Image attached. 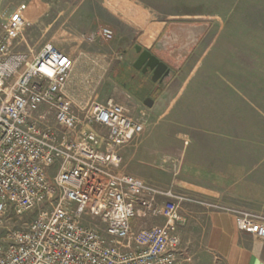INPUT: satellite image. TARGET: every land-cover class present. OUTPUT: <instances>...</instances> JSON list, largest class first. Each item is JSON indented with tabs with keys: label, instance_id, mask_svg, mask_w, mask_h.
I'll list each match as a JSON object with an SVG mask.
<instances>
[{
	"label": "built area",
	"instance_id": "obj_1",
	"mask_svg": "<svg viewBox=\"0 0 264 264\" xmlns=\"http://www.w3.org/2000/svg\"><path fill=\"white\" fill-rule=\"evenodd\" d=\"M25 26L16 11L0 26V264H184L176 228L195 201L122 171L143 123L111 99L76 109L72 57L51 43L14 50ZM236 225L264 239L256 215L238 212Z\"/></svg>",
	"mask_w": 264,
	"mask_h": 264
},
{
	"label": "rangeland",
	"instance_id": "obj_2",
	"mask_svg": "<svg viewBox=\"0 0 264 264\" xmlns=\"http://www.w3.org/2000/svg\"><path fill=\"white\" fill-rule=\"evenodd\" d=\"M124 1L138 6L142 23L164 26L154 42L144 40L149 34L138 27L140 22L131 27L119 19L113 6L118 0H0V26L4 15L20 12L26 26L22 38L13 42L14 50L36 54L51 43L86 61L73 70L72 102L77 109L111 99L143 123L141 137L124 149L133 154L129 166L145 181L170 184L185 194L179 185L187 179L185 159L189 164L230 160V170H260L255 167L264 161V67L259 65L264 57V0ZM104 27L113 31L112 40L98 35ZM139 47L159 54L172 70L149 96L152 108L143 105L148 93L133 98L119 86L121 72L137 75L129 65ZM151 86L146 84L147 91ZM125 163L122 159V167ZM251 187L258 190L260 185ZM255 198L230 200V206L254 208L259 204ZM195 202L183 211L193 210ZM251 214L264 221L263 215ZM181 215L177 235L194 239L192 218Z\"/></svg>",
	"mask_w": 264,
	"mask_h": 264
},
{
	"label": "crops",
	"instance_id": "obj_3",
	"mask_svg": "<svg viewBox=\"0 0 264 264\" xmlns=\"http://www.w3.org/2000/svg\"><path fill=\"white\" fill-rule=\"evenodd\" d=\"M118 1L113 6L119 19L131 27L136 24L139 25L140 22L141 25L138 27L142 29L146 27L147 31L145 33L149 34L144 37V40L154 42L164 26L158 23H152L151 26L150 23H142V19H145V17L138 6L124 0ZM67 54L72 57L74 64L66 86V96L73 101L71 90V85L74 84L73 70L79 63H86V61L79 57L75 58L70 52ZM259 65L264 67V57L261 58ZM212 110L211 108L210 111ZM261 119L264 121V114ZM132 157L133 154L128 153L127 149L121 151V158L126 162L122 167V171L145 181L138 172L134 171V168L129 166ZM183 163L186 170L184 175L187 179L184 183H179L182 189L186 191L185 194L181 195H186L185 197L193 201L214 203V206L212 205L214 208L208 207L210 205L191 203L196 206L193 210L187 211H183V207L190 204V202L181 204V212H185L192 218V226L196 230L194 239H180L183 255L187 258L184 264H264V239L240 232L236 225V214L238 212H251L264 216V161L258 163L255 168L260 170L255 173L250 171L249 166L239 167L234 171L230 170V160L214 164L205 161L189 164L185 159ZM194 168L195 170H192ZM188 181L195 183V187L188 184ZM145 182L164 190L170 189L176 193L174 189H171L170 184L160 186L156 185L160 183L158 181L156 183ZM162 183L165 184V182ZM256 184L260 185V188L252 190L251 185ZM251 194L256 195L255 200L259 201L256 207L230 206V200H248L251 199Z\"/></svg>",
	"mask_w": 264,
	"mask_h": 264
},
{
	"label": "flooded vegetation",
	"instance_id": "obj_4",
	"mask_svg": "<svg viewBox=\"0 0 264 264\" xmlns=\"http://www.w3.org/2000/svg\"><path fill=\"white\" fill-rule=\"evenodd\" d=\"M145 51L147 52L145 53ZM129 67L133 69L137 75H127L125 72H121L119 74L121 78H119V86L124 92L133 98L140 97L142 91L148 93L147 97L143 99V102L153 94L154 89H157L166 81L167 78H163L166 71H172L164 58L159 56V54L153 53L151 50L142 47L134 51V57ZM148 82L153 87L151 86L152 90L147 91L146 84H148Z\"/></svg>",
	"mask_w": 264,
	"mask_h": 264
},
{
	"label": "water",
	"instance_id": "obj_5",
	"mask_svg": "<svg viewBox=\"0 0 264 264\" xmlns=\"http://www.w3.org/2000/svg\"><path fill=\"white\" fill-rule=\"evenodd\" d=\"M140 48V47H139ZM147 51H145V53H146ZM172 71H170V70H167L166 71V73L164 74V76H163V78H168V77H170V73H171ZM153 100L152 99H150V98H147L146 100H144V102H143V105L146 107V108H152V106H153Z\"/></svg>",
	"mask_w": 264,
	"mask_h": 264
}]
</instances>
